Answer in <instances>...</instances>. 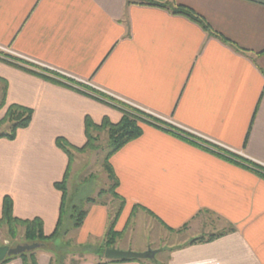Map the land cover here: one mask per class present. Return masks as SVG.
I'll return each instance as SVG.
<instances>
[{
  "label": "crops",
  "instance_id": "0c3cea01",
  "mask_svg": "<svg viewBox=\"0 0 264 264\" xmlns=\"http://www.w3.org/2000/svg\"><path fill=\"white\" fill-rule=\"evenodd\" d=\"M128 1L0 0V49L65 78L56 83L0 59L1 117L11 105L33 111L28 129L0 139V218L9 196L13 216L40 218L47 236L55 231L62 203L55 184L69 163L56 139L82 148L87 117L121 120L117 100L167 127L142 124V135L111 158L126 202L116 230L137 211L167 232L187 229L166 264H264V178L248 164L264 169V0H165L194 10L214 35ZM108 211L92 204L75 243L102 247ZM206 225L220 230L204 232ZM222 232L186 246L190 234ZM35 253L38 264L52 263L46 249ZM90 254L72 263L157 264Z\"/></svg>",
  "mask_w": 264,
  "mask_h": 264
},
{
  "label": "trees",
  "instance_id": "16d2710c",
  "mask_svg": "<svg viewBox=\"0 0 264 264\" xmlns=\"http://www.w3.org/2000/svg\"><path fill=\"white\" fill-rule=\"evenodd\" d=\"M132 0L128 1L129 3ZM142 5L152 6V7H158L161 9L168 10L172 12L174 15H180L184 16L193 22L195 24H198L201 26V28L206 31L210 35H214V32L209 27V24L194 10H192L189 7L177 5L174 2L171 1H165V0H140ZM29 71V70H28ZM43 71H45L43 69ZM32 72V71H29ZM34 74L40 75L42 77H45L46 79H51V81L60 83L61 81L56 78H51L50 76H47L45 74H38L36 72H32ZM6 91H4V97L1 101L0 108L4 107L5 104V97H6ZM125 106V107H124ZM122 108H120V111L122 113V118L118 123H112L108 118H104L101 124L94 123L89 117L85 120V134L87 138V142L85 146L82 148H78L72 146L69 144L65 139L59 138L57 140V146L69 157V163L68 167L65 173V176L63 180L59 183L55 184V187L57 190L61 191L62 193V203L59 213V220L57 223V226L55 231L47 236L44 233V223L40 218H35L32 220H22L15 216H13V200L6 196L3 200V209H2V216L0 218V228L6 227L8 230V235L11 239H16L19 234V229L23 230L24 238L22 239L25 243L24 244H32V243H39L42 244L44 249H46L48 252H50L54 258L55 252L53 248L45 247V242L50 243H57L58 250L56 253H61L62 255V264L65 263L66 253L70 252V249H72V253H76L78 251H85L87 253L96 252V254L100 255L101 257L104 256V249L111 248L112 246H115L117 242L124 238L126 230L128 226H130V222L132 218L134 217V213L132 214L131 218H129V221L127 226L124 228L123 231L118 232L116 230V224L118 223V220L122 214L121 211H123L125 207V200L118 194V186H119V179L115 175V171L110 163L111 158L120 151V149H123L128 143L131 141H134L138 139L143 131H142V124H148V125H154L163 129H166L167 125L163 123L162 120L151 116V114H148L146 112H143L142 110H138L135 107L126 106L124 105ZM33 111L29 108L19 106V105H11L8 107L4 119L2 120L1 124H9L10 123V129L8 133H2L0 134V139L5 138L8 140H14L16 139L17 132L21 129H28L32 117ZM107 133L108 135V141L106 144V148L104 151H106V155L104 158V165L103 168L105 172L108 175V178L111 182L110 187H108L109 194L113 197L114 201L119 202V209L117 213L111 217V214L109 215V227L106 234V240L102 247L99 249H94L90 246H83L78 245L71 241L70 239L65 240L67 236L71 233V231H78L82 225L85 222V219L88 216L89 209L85 210L78 205L73 204L72 206H68V182H69V176L71 171V164L73 161V155L71 151L79 152V153H85V151L88 150H98L100 147L97 146L98 138L100 133ZM232 159V158H231ZM233 160V159H232ZM241 161V160H240ZM234 162H238L234 160ZM244 165L248 162L241 161L238 162V164ZM249 166H251V169L254 170L257 174H259L261 177L264 178V169L261 167H258L257 165L248 163ZM247 164V165H248ZM247 166L248 168H250ZM106 192L101 191L99 193V198L104 196ZM97 199L88 197L85 201L86 204L92 206L93 205H102L106 206L104 204H99ZM108 207V206H106ZM109 208V207H108ZM186 228V226H185ZM184 229V228H183ZM171 231H175L170 229ZM181 230L177 231L178 233L181 232ZM230 231H234V229L231 228ZM226 232H222L220 234H213L210 236H201L199 238H195L191 240L188 245H195V244H201V243H208L212 242L222 236H224ZM20 245V244H18ZM69 250L65 251V253H62L63 250ZM68 254V253H67ZM20 258L23 261V264H38L37 256L35 252H28L25 254H20V256L7 258L1 264H6L12 261L13 259ZM137 262H143L144 260H132ZM108 262H131V260H119V261H108ZM53 263V259H52ZM51 263V264H52ZM156 263V262H155Z\"/></svg>",
  "mask_w": 264,
  "mask_h": 264
},
{
  "label": "rangeland",
  "instance_id": "374dc122",
  "mask_svg": "<svg viewBox=\"0 0 264 264\" xmlns=\"http://www.w3.org/2000/svg\"><path fill=\"white\" fill-rule=\"evenodd\" d=\"M5 52L6 51L0 49V59L12 64V66L14 65L24 69H31L32 72H36L38 74H45L47 76H50L51 78L53 77L58 80L65 79L64 76H62L61 74L54 72L50 69H47L46 67L29 63V61L24 59L20 60V58L16 56H8L9 55L8 52L6 53ZM43 69L45 71H43ZM88 91L91 92L93 95H100L101 97L103 96L105 98L104 94L103 93L101 94V92L92 89H89ZM1 92H2V87L0 86V104L2 100ZM113 103L116 104L118 108H122L124 105L126 106L128 105L125 103H120V101L118 102L117 100L116 101L113 100ZM3 108L4 107L0 108V111ZM3 117H1L0 115V134L8 133L10 129V123L1 124L2 120L4 119ZM98 136H99L98 138L99 140L97 142V146L100 147L98 150H88L85 151V153L71 151L73 155V161L71 164V171L69 176L70 178L67 188L69 196L66 202H68V206H72L73 204H75L87 210L91 206L86 204L84 200H86L88 197H92L97 199L96 201H98L99 204L101 203L108 206L109 215L111 214L112 217L117 213L120 204L118 201H114L113 197L109 194L108 187H110L111 182L108 178V175H106L107 173L103 168L104 165L103 162L106 155V151L104 150L106 148V144L108 141L107 138L108 135L107 133L103 132L100 133ZM102 190L105 191L106 193L104 194V196L99 198V193ZM139 214L141 215L140 212L135 211L133 217L134 219L132 218L131 222L129 223L130 226H128L126 230L125 236L122 239L123 241L118 242L117 244L118 248L122 247L120 249H126V248L128 249L129 247H132L133 252L141 253L139 252L140 251L139 249H141L144 245L147 244L149 246L148 249L157 252V255L155 259H153V261L156 262L157 264H166L169 258L170 248L177 246L179 244L181 245L182 242L185 239H187L185 238V236H183L185 235L184 233L186 232L187 229L179 233L177 231L172 233L167 232L160 224L158 226L157 223H154V220L150 216L143 213L139 217ZM209 230L219 231L220 229L219 227H212V225H206L204 232H208ZM77 234L78 231H71V233L67 236V238H65V240L70 239L75 243V241L77 240ZM203 235L204 234H190L188 238L195 239ZM23 238H24V233L22 229H19V234L16 239H11L8 235V230L6 229V227L0 228V247L2 246L15 247L18 244H24L25 242L22 240ZM92 241H96V240H92ZM45 244H46L45 247L54 249V251L52 252H55V255L52 264H62L61 253H56L59 245L57 243H50V242L48 243L45 242ZM97 245H98L97 242L96 243L91 242L88 246L92 248H96ZM43 247L33 252L41 250L43 249ZM72 249H70V252H67L68 254L66 253L64 264H69L70 260H72L71 263L74 262V260L78 259L81 254L83 256H85L86 254L92 255L85 251H78L74 254L72 253ZM147 250L143 252H146ZM65 251H69V250L68 249L63 250L62 253H65ZM148 261H152V260H148Z\"/></svg>",
  "mask_w": 264,
  "mask_h": 264
},
{
  "label": "water",
  "instance_id": "95a60500",
  "mask_svg": "<svg viewBox=\"0 0 264 264\" xmlns=\"http://www.w3.org/2000/svg\"><path fill=\"white\" fill-rule=\"evenodd\" d=\"M43 245L39 243L32 244H20L15 247L2 246L0 247V263L7 258L20 256V254H25L42 248ZM104 258L107 261H119V260H153L155 259L157 252L148 249L146 252H133L132 249L127 251L118 249L116 246L104 249Z\"/></svg>",
  "mask_w": 264,
  "mask_h": 264
},
{
  "label": "built area",
  "instance_id": "2783aa9c",
  "mask_svg": "<svg viewBox=\"0 0 264 264\" xmlns=\"http://www.w3.org/2000/svg\"><path fill=\"white\" fill-rule=\"evenodd\" d=\"M47 69H49V68H47ZM134 107V106H133ZM135 108H137V107H135ZM139 109V108H138Z\"/></svg>",
  "mask_w": 264,
  "mask_h": 264
}]
</instances>
